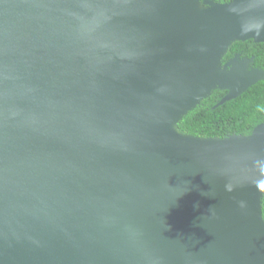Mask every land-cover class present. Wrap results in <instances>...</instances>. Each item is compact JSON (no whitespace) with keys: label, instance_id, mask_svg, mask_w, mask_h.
<instances>
[{"label":"water","instance_id":"95a60500","mask_svg":"<svg viewBox=\"0 0 264 264\" xmlns=\"http://www.w3.org/2000/svg\"><path fill=\"white\" fill-rule=\"evenodd\" d=\"M200 2L0 0V264H264V122L179 127L263 78L264 0Z\"/></svg>","mask_w":264,"mask_h":264},{"label":"trees","instance_id":"16d2710c","mask_svg":"<svg viewBox=\"0 0 264 264\" xmlns=\"http://www.w3.org/2000/svg\"><path fill=\"white\" fill-rule=\"evenodd\" d=\"M228 2L230 0H214ZM241 42H236L233 51ZM264 81L251 86L242 95L216 106L222 94L214 92L195 109L188 112L179 127L182 132L196 136H220L231 134L249 135L264 121ZM264 217V198H263Z\"/></svg>","mask_w":264,"mask_h":264},{"label":"flooded vegetation","instance_id":"af4514ba","mask_svg":"<svg viewBox=\"0 0 264 264\" xmlns=\"http://www.w3.org/2000/svg\"><path fill=\"white\" fill-rule=\"evenodd\" d=\"M236 42H241V44L230 55V52L233 50V47H234ZM236 42H234L232 44V46L229 48L227 53L224 55V57L222 59L223 64L228 63L231 59L235 58L236 56H239L240 60L247 59L248 60V66L247 67L249 70H256V71H262L263 72V78L260 79L255 84L261 83L262 81H264V42H255L253 39H249V40H245V41H236ZM261 87L264 88L263 84H261ZM214 92H219L222 94V97L218 101V103H219L220 100H222L223 97L226 96L228 91L218 89V90H214L212 93H214ZM217 104H216V106H217ZM263 122H261V123H263Z\"/></svg>","mask_w":264,"mask_h":264},{"label":"bare ground","instance_id":"6f19581e","mask_svg":"<svg viewBox=\"0 0 264 264\" xmlns=\"http://www.w3.org/2000/svg\"><path fill=\"white\" fill-rule=\"evenodd\" d=\"M197 7H198L199 9H202V10L205 9V6L200 2V0H197ZM178 118H179V115L176 114V115L173 117V119H172L171 121L168 122V125H169L170 127H172L173 129H175V130H177L175 124H176Z\"/></svg>","mask_w":264,"mask_h":264}]
</instances>
